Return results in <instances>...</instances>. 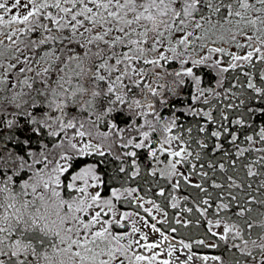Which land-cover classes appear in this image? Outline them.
<instances>
[{
    "label": "snow or ice",
    "instance_id": "1",
    "mask_svg": "<svg viewBox=\"0 0 264 264\" xmlns=\"http://www.w3.org/2000/svg\"><path fill=\"white\" fill-rule=\"evenodd\" d=\"M0 264H264V0H0Z\"/></svg>",
    "mask_w": 264,
    "mask_h": 264
},
{
    "label": "rangeland",
    "instance_id": "2",
    "mask_svg": "<svg viewBox=\"0 0 264 264\" xmlns=\"http://www.w3.org/2000/svg\"><path fill=\"white\" fill-rule=\"evenodd\" d=\"M158 233H151V235H150V239H152V238H154V237H158ZM178 242V241H177ZM166 252H167V249H166V247H165V252L164 253H161V257L163 258V257H165L166 256ZM178 255H181V256H183V253H178Z\"/></svg>",
    "mask_w": 264,
    "mask_h": 264
},
{
    "label": "trees",
    "instance_id": "3",
    "mask_svg": "<svg viewBox=\"0 0 264 264\" xmlns=\"http://www.w3.org/2000/svg\"><path fill=\"white\" fill-rule=\"evenodd\" d=\"M159 226V225H158ZM179 240V237H177V241ZM199 249L194 248L193 251H198Z\"/></svg>",
    "mask_w": 264,
    "mask_h": 264
}]
</instances>
